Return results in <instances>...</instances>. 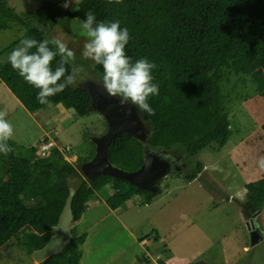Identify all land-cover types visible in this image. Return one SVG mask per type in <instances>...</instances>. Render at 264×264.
Instances as JSON below:
<instances>
[{
  "label": "trees",
  "instance_id": "1",
  "mask_svg": "<svg viewBox=\"0 0 264 264\" xmlns=\"http://www.w3.org/2000/svg\"><path fill=\"white\" fill-rule=\"evenodd\" d=\"M61 4L62 0H44L36 11L19 13L9 0H0V17L20 25L26 38L42 41L62 19L82 21L91 10L97 21L118 20L121 28L129 30L126 52L133 62L146 58L158 66L153 70V82L159 85V95L149 99L155 115L139 111L149 128L147 140L121 134L110 144L109 160L121 170L140 169L148 151L191 158L212 147L221 150L233 132L222 90L230 76L254 85V96L264 99V0H81L75 11L65 10ZM37 22L46 32L36 28ZM16 47L6 50L7 57ZM58 61L59 57L53 68ZM94 72L102 80V67L96 65ZM0 80L33 115L57 106L80 117L92 112L88 88L78 86L51 97L49 105L39 104V90L26 83L7 58L0 59ZM257 135L263 139L264 123L254 137ZM41 139L44 145L52 144L47 136ZM9 144L14 151L6 157L0 154V250L21 233L20 244L29 255L45 247L53 235L52 227L60 222L72 181H76L74 224L95 201H104L117 212L135 197L150 205L163 193L164 179L158 182L156 192L105 175L91 182L83 180L76 165L66 160L54 143L45 157L34 146L18 145L13 139ZM203 169L197 162L191 173L177 175L191 183ZM245 189V218L263 212L264 176L246 184ZM71 232V242L40 264L81 263L88 236L79 234L78 227ZM151 238L160 241V233L154 230ZM163 253L167 258L172 254L166 245ZM159 264L171 263L162 258Z\"/></svg>",
  "mask_w": 264,
  "mask_h": 264
},
{
  "label": "rangeland",
  "instance_id": "2",
  "mask_svg": "<svg viewBox=\"0 0 264 264\" xmlns=\"http://www.w3.org/2000/svg\"><path fill=\"white\" fill-rule=\"evenodd\" d=\"M43 1L9 0V4L23 13L36 11ZM80 24L78 18L62 19L46 37L62 36L75 51L76 63L86 70L78 87H102L94 72L96 65L81 55L87 38ZM20 28L0 17V59L5 61L6 50L26 38ZM222 90L233 127L227 144L221 150L212 147L191 158L175 153L182 167L162 181L163 193L150 205H144L142 197H135L113 212L104 201L92 202L82 220L71 226L88 236L80 264H159L162 258L171 264H264V240L253 244L251 236L256 229L257 235L264 236V211L250 214L257 226L252 231L242 212L246 184L264 176V170L256 164L264 156V137H254L264 123V99L254 96V85L243 84L235 75L222 83ZM4 109L9 113L15 130L13 140L18 145L41 151V138L47 136L52 144H59L56 147L76 167L94 157L93 140L107 130L106 119L96 111L80 117L73 110L57 106L33 115L0 80V110ZM197 162L204 165L197 180L189 183L177 175L191 173ZM154 230L160 233L158 242L151 238ZM23 237L21 233L2 247L0 264H39L20 244ZM165 245L172 252L168 258L163 253Z\"/></svg>",
  "mask_w": 264,
  "mask_h": 264
},
{
  "label": "clouds",
  "instance_id": "3",
  "mask_svg": "<svg viewBox=\"0 0 264 264\" xmlns=\"http://www.w3.org/2000/svg\"><path fill=\"white\" fill-rule=\"evenodd\" d=\"M76 2L62 0L61 6L65 10L75 11L77 9L73 5ZM80 27L82 35L87 38L81 55L85 60L102 67L101 84L104 92L109 97L119 98L122 107L131 105L140 112L155 115L149 99L159 95V85L153 82V70L158 66L146 58L132 61L126 52L130 40L129 30L121 28L118 20L97 21L91 10L84 14ZM57 57L59 61L53 68V61ZM7 59L26 83L39 90L36 100L41 105H49L51 97L77 86L86 71L83 65L76 63L75 51L59 35L42 41L24 38ZM8 115L6 109L0 110V154L5 157L14 151L9 141L13 139L15 130ZM256 164L260 170H264V156H260ZM247 222L254 224V219H247Z\"/></svg>",
  "mask_w": 264,
  "mask_h": 264
},
{
  "label": "water",
  "instance_id": "4",
  "mask_svg": "<svg viewBox=\"0 0 264 264\" xmlns=\"http://www.w3.org/2000/svg\"><path fill=\"white\" fill-rule=\"evenodd\" d=\"M36 28L43 33L46 31L40 23H36ZM88 92L92 98L91 111L100 113L106 119L108 129L104 135L93 140L96 146L94 157L77 167L83 176V180L91 182L96 177L105 175L125 180L138 188L156 192L158 190V182L171 173V164L166 160L168 152L156 153L148 151L143 165L135 172H127L112 165L109 160V148L117 136L129 134L141 141H146L149 130L147 125L143 123L136 107L131 105L122 107L119 99L109 97L104 92L103 87L97 85H91L90 89L88 88ZM149 161H151L150 164L148 163ZM75 184L76 181H72V185L69 188V197L60 222L52 227L53 235L50 241L45 247L32 253L33 259L38 263H42L49 257L60 253L72 240L71 226L74 219L72 201L76 195ZM247 226L248 229L255 230L253 222H247ZM256 232L257 230L251 232L253 244H256L258 240H264V236L261 238ZM196 264L207 263L198 261Z\"/></svg>",
  "mask_w": 264,
  "mask_h": 264
},
{
  "label": "flooded vegetation",
  "instance_id": "5",
  "mask_svg": "<svg viewBox=\"0 0 264 264\" xmlns=\"http://www.w3.org/2000/svg\"><path fill=\"white\" fill-rule=\"evenodd\" d=\"M87 86V88H89L90 89V87H91V85L90 84H87L86 85ZM148 130H149V128H148ZM171 154V153H170ZM166 160L171 164V173L170 174H172L173 172H175V171H180V168L182 167V165H181V163H180V168H179V165H178V163L176 162V156H175V154L174 155H168V157L166 158ZM167 177H169V176H167ZM166 177V178H167ZM165 179V178H164ZM247 217V219H250V215H248V216H246ZM259 231H261L260 229H258Z\"/></svg>",
  "mask_w": 264,
  "mask_h": 264
},
{
  "label": "built area",
  "instance_id": "6",
  "mask_svg": "<svg viewBox=\"0 0 264 264\" xmlns=\"http://www.w3.org/2000/svg\"><path fill=\"white\" fill-rule=\"evenodd\" d=\"M52 146V144H48V145H44V147L41 149L40 154L45 157L48 153V150L50 149V147Z\"/></svg>",
  "mask_w": 264,
  "mask_h": 264
},
{
  "label": "crops",
  "instance_id": "7",
  "mask_svg": "<svg viewBox=\"0 0 264 264\" xmlns=\"http://www.w3.org/2000/svg\"><path fill=\"white\" fill-rule=\"evenodd\" d=\"M42 140V139H41ZM52 142V141H51ZM55 145L57 144L56 142H53Z\"/></svg>",
  "mask_w": 264,
  "mask_h": 264
}]
</instances>
